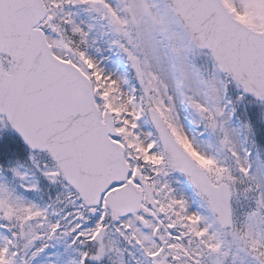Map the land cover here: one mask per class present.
<instances>
[{
  "label": "snow or ice",
  "instance_id": "snow-or-ice-1",
  "mask_svg": "<svg viewBox=\"0 0 264 264\" xmlns=\"http://www.w3.org/2000/svg\"><path fill=\"white\" fill-rule=\"evenodd\" d=\"M0 264H264V0H0Z\"/></svg>",
  "mask_w": 264,
  "mask_h": 264
}]
</instances>
